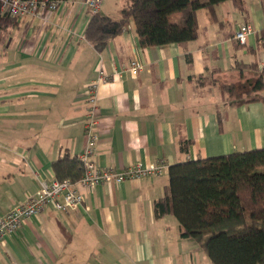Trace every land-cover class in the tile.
<instances>
[{"label":"crops","instance_id":"obj_1","mask_svg":"<svg viewBox=\"0 0 264 264\" xmlns=\"http://www.w3.org/2000/svg\"><path fill=\"white\" fill-rule=\"evenodd\" d=\"M246 1L244 13L232 1L217 5L215 20L200 10L194 41L151 48L139 45L130 25L104 50L95 49L84 38L91 17L86 0H61L50 16L22 18L21 56L45 57L62 70L25 79L7 74L20 63L1 64L0 219L55 179L56 161L79 157L86 145V88L101 70L107 81L97 86L94 161L102 168L122 171L160 161L169 168L263 148L264 103L234 106L219 88L220 82L252 78L255 62L264 67V49L257 48L264 2L257 0L256 7ZM244 23L254 29L245 45L235 39ZM135 60L143 66L136 74L127 71ZM168 168L162 176L101 184L85 192L77 210H45L5 238L0 264H182L178 221L170 215L157 219L154 212L165 195Z\"/></svg>","mask_w":264,"mask_h":264},{"label":"trees","instance_id":"obj_2","mask_svg":"<svg viewBox=\"0 0 264 264\" xmlns=\"http://www.w3.org/2000/svg\"><path fill=\"white\" fill-rule=\"evenodd\" d=\"M229 1L246 11L245 0H127L119 19L92 14L84 38L102 51L133 23L141 47L188 43L199 36L198 12L206 10L215 20L216 6ZM18 20L0 12V32ZM257 45L264 49V27ZM251 67L252 78L219 83L234 106L264 103V67ZM188 147L184 141L181 149ZM53 167L59 181L76 182L84 172L80 159L69 154ZM168 177L165 195L154 204L157 219L175 217L180 236L199 242L213 264H264V147L176 163Z\"/></svg>","mask_w":264,"mask_h":264},{"label":"built area","instance_id":"obj_3","mask_svg":"<svg viewBox=\"0 0 264 264\" xmlns=\"http://www.w3.org/2000/svg\"><path fill=\"white\" fill-rule=\"evenodd\" d=\"M61 0H0V12L11 18L22 19L26 17L42 18L56 12ZM86 7L91 15L101 11L103 0H86ZM254 29L250 23L238 26L235 39L241 44L248 43V38ZM143 69L137 60L131 63L127 71L136 74ZM107 81L106 74L101 70L98 81L90 83L86 88L87 114L84 120L86 145L79 155L84 169L80 180L71 179L59 181L54 179L44 183L38 195L29 196L25 202L19 204L0 219V247L7 236L15 234L26 221L32 220L45 210L68 212L83 206L85 192H93L101 184H121L127 180H142L154 176H162L168 168L164 161L144 165L139 162L131 164L122 171L105 169L95 161L97 145L100 139V123L98 114V82Z\"/></svg>","mask_w":264,"mask_h":264},{"label":"rangeland","instance_id":"obj_4","mask_svg":"<svg viewBox=\"0 0 264 264\" xmlns=\"http://www.w3.org/2000/svg\"><path fill=\"white\" fill-rule=\"evenodd\" d=\"M253 1L256 3V7H259V3L257 2V0ZM258 1L264 2V0ZM124 5L120 3V0H103L102 8L106 10L107 13H109L110 17H112L113 19H119L121 16L122 7H124ZM202 12L203 11H199L198 13L199 16H201V19L203 17ZM131 25L134 26L133 23H131ZM24 32V19L19 20L18 27L10 26L7 30L3 31V33L0 32V56L7 59L6 61L0 60V68L1 64L12 65L15 63H20V66H17L16 68L8 71L7 74H12V72H14L15 74L16 72H18V74L22 75L25 79L29 77L31 78L33 75V77H35L36 74L42 75L44 71L62 70L61 65L53 66V61H46L45 57L41 60H38L35 57L26 59L21 56V53H19V49L25 40ZM16 46L17 48H15ZM24 54H26V51L24 52ZM27 87H33V85L29 84ZM260 94L264 95V90H262ZM165 177H168V173H166ZM183 240L184 241H182V243L178 245V247L182 248L183 250L182 264H213L202 249L199 242L191 238Z\"/></svg>","mask_w":264,"mask_h":264}]
</instances>
